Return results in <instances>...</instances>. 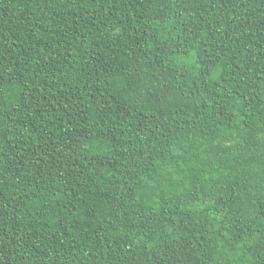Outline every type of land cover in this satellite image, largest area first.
Listing matches in <instances>:
<instances>
[{
    "label": "trees",
    "instance_id": "16d2710c",
    "mask_svg": "<svg viewBox=\"0 0 264 264\" xmlns=\"http://www.w3.org/2000/svg\"><path fill=\"white\" fill-rule=\"evenodd\" d=\"M0 264H264V0H0Z\"/></svg>",
    "mask_w": 264,
    "mask_h": 264
}]
</instances>
